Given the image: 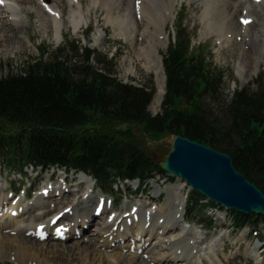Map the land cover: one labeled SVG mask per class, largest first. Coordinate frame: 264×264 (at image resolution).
<instances>
[{"label": "trees", "instance_id": "16d2710c", "mask_svg": "<svg viewBox=\"0 0 264 264\" xmlns=\"http://www.w3.org/2000/svg\"><path fill=\"white\" fill-rule=\"evenodd\" d=\"M184 30L178 27L163 55L166 91L156 114L149 110L153 83L120 80L115 58L79 40L43 51L17 70L4 72L0 64L3 167L21 175L27 168L84 172L109 195L128 181L138 180L142 189L166 172L153 154L126 139L129 134L120 126L131 124L229 154L236 169L264 193V74L256 78L255 88L244 86L225 98V73L193 53V40ZM203 198L191 190L186 209L211 227L212 220L202 215L207 207L199 203ZM230 213L235 229L255 231L264 222L254 213Z\"/></svg>", "mask_w": 264, "mask_h": 264}, {"label": "rangeland", "instance_id": "374dc122", "mask_svg": "<svg viewBox=\"0 0 264 264\" xmlns=\"http://www.w3.org/2000/svg\"><path fill=\"white\" fill-rule=\"evenodd\" d=\"M194 1L195 0L176 1L174 5L176 17L174 18L173 16L172 18L169 17L168 19L166 26L167 37H165V45L159 49L158 55H155V52L151 53L153 55V61L152 64L149 65L148 59L138 55L137 50L139 45L142 44V38L139 40V35L142 34V28L135 27V35L132 40H129L127 37L128 32L125 31V28L122 27L118 21L108 23L105 19L107 10L104 8H99L96 5L94 6L90 0H83V4H78L76 2L72 3L73 8L83 9L86 15V20L81 23V27L78 30L73 28V26L68 22L72 13V6H69V8L65 7L62 3H60L59 0V7H57L56 0H54L53 4L56 9L61 8L64 12L69 9V14L68 11L65 16L63 13H61L62 16L66 18V26L63 27L62 35H60V37H56L55 30L52 26L47 27V23H43V20L40 17L41 11L43 12L41 0H25L22 6H20L16 0H10V3L15 5L17 7L16 9L19 10L18 17L23 19L20 23V26L24 27V29L21 31V36H25V38L29 36L30 42H27L28 44L25 49L16 52L13 51L10 43H0V64L4 66V72H8L9 68L17 70L23 67V65L28 61L39 58L43 51H54L62 45H65L67 40H79L82 45H89L91 48H95L103 54H108L109 57L115 58L117 63V77L120 80L134 84L153 83L157 92L158 84L163 81V75L161 73L163 69V55L167 50L169 42L174 38L176 30L178 27H181L185 29V33L193 40V53L197 55H203L207 61L212 63L215 69L221 70L225 73V98L230 97L236 89L241 87L250 86L251 88H255L256 78L260 73L264 74V55L262 58L260 57L257 59V62L256 56L252 55L251 59L255 64L252 68L244 65L243 68L245 69H243V76L241 77L240 64L243 61L244 52L242 43H240L241 40L236 39L234 44L228 42L224 45L221 44L218 40V36L213 33H208L203 28L204 24L201 20L202 11L199 8V3L196 1L195 3ZM157 3V5L161 8L159 2ZM125 4L126 3H124L123 6L121 4L122 8L116 10L117 12L115 11V18H120L123 16L124 9L127 8V5ZM156 9L161 11L159 8ZM135 16L137 15L135 14ZM135 16L134 21L136 22L137 17L135 18ZM135 26H137V24H135ZM0 34L4 35L2 32ZM96 38H98V44L95 42ZM165 38L164 35H162L161 41H163ZM158 57L161 59L160 64ZM130 59L132 62L131 66L128 65V61ZM161 65L162 68L160 67ZM130 71L134 73H131ZM213 105L216 106L214 103ZM149 110L152 114H156L160 110V106L154 107L151 103ZM4 127L8 128V130H11L9 125H5ZM120 128L127 130V133L129 134L126 136L127 140L135 142L148 153L153 155L155 154L157 156L156 159H158V162L159 157L166 155L171 149V135L166 134L157 136L155 134L146 132L141 125L125 124L120 126ZM3 166V163L0 161V185L4 187V191L10 197L9 201L7 202L8 204L6 203V205L3 207L4 210H8V208L11 206V198L21 196H23L24 203L36 204L35 199L37 195L46 191L47 189L45 187L49 186L66 185L68 189L74 191L71 197H68L69 195H65L66 197H64L65 203L62 205L67 208H69V205H71L72 199H75L76 197L75 201H77L80 195H82L84 187L79 185V173L66 172L61 169H52L47 172H40L33 170L32 168H27V172L24 174V176H22L18 173L12 174ZM90 178L92 177L90 176ZM65 179L66 181H64ZM92 180L95 182L93 178ZM173 182L177 184L184 182L185 188L182 191L188 197L191 188L184 180L177 179L169 173L157 175L155 178L151 179L144 188L141 189L140 187L139 190H137L139 184L138 180L115 185V192L112 194V196H107V194H105L102 189H100L95 184L96 189L94 191V195L102 193L103 197L109 201V209L107 212L102 211L103 214L100 213L99 216L111 214L122 218L127 213H130L132 209L133 212H137L140 209L148 211L156 206H158L159 209L165 208L170 202H168V186H170L169 184ZM156 188H159L160 192L157 195H153ZM98 201L91 206L92 212L94 211ZM199 203H205L204 199H200ZM55 206H57V201L46 199L42 202L41 206H36L32 212L27 213L23 218H21V223L23 225H27L28 223L31 224V222L34 221L35 223H41L42 221H45V219L48 221L56 213V211H52ZM208 212L211 213L210 210L206 209L205 213L202 215L204 218L209 217L212 220L213 226L211 227L207 226V223L205 222H200L199 215H191L189 212L186 213L185 208V219L190 224H194L197 227L206 230V232L210 231L216 235L218 233L222 234V236L219 238L220 241H223L221 243V248H219V240L215 243L212 240H208L198 245V248L201 247L199 248L200 252L198 253H204L203 256L206 258L204 259L205 264H212L210 262V257L212 256L208 254V252L211 251L212 255H217L219 257L221 261L220 264H264V226H261L262 230L261 227H259L260 233L257 235H254L253 232L248 228H244L243 230L238 229L237 231L232 227L233 221L231 219L233 217L229 211L227 213L217 212L216 215L214 214L212 216H210L211 214H208ZM43 215H45V218H41ZM5 219L6 218L4 216L0 215V224H3ZM98 226L97 220L92 226V229L94 230H89L88 236L85 235L83 238H79L80 240L78 243H80L79 246L81 248L79 246H74L73 244L78 238L76 233L74 235V241L68 237L63 239L61 238L59 241L54 240L51 242L52 245L47 243L45 244L43 241H36L41 245H48L47 249L44 250L46 252H43V254H41L38 259L31 257L27 260L24 258L21 260L14 252H11L10 254H4V256H0V264H87V259L84 256L82 249L86 248L85 250H87V248L90 247L89 244L91 242L89 241L91 237L99 240V237H96L95 231ZM194 228L198 232H205L203 230L197 229L196 227ZM174 234L177 235L176 230L174 231ZM169 236L170 234H168V237ZM128 241L124 243L126 246H128L127 249L130 245V242ZM154 241L156 240H153V242ZM36 242H34V244H37V247H41V245H38ZM154 244H156V242ZM208 244H210V248L213 249L209 250L210 248L208 247ZM257 245L258 248L256 250L262 256L260 257L261 260L258 261L257 258L247 254L249 253V250H251L254 246L256 247ZM54 246H58L57 249H55ZM156 246L158 245L156 244ZM124 248V251H128L126 247ZM132 251H136L134 250L133 245ZM141 253L143 256L147 255L143 254V252H139V254ZM196 259L198 260L197 257ZM93 264L109 263L96 261Z\"/></svg>", "mask_w": 264, "mask_h": 264}, {"label": "bare ground", "instance_id": "6f19581e", "mask_svg": "<svg viewBox=\"0 0 264 264\" xmlns=\"http://www.w3.org/2000/svg\"><path fill=\"white\" fill-rule=\"evenodd\" d=\"M1 1L4 4L0 5V33L2 32L4 35L0 34V43H10L15 52L23 50L26 48L27 42H30V38L27 35L26 38L25 36H21V31L24 27L20 26L23 19L18 17L19 10L16 9L15 5L10 3V0ZM16 1L20 6L25 2V0ZM90 1L94 6L96 5L99 8L107 10L105 19L108 23L113 21L119 22L125 28V31L128 32L127 37L129 40H132L135 35V27L142 28V34L139 35V40L142 38V44L137 49L138 55L148 59L149 65H151L153 61L151 53L155 52V55H158L159 49L165 45L167 22L169 17H176L174 5L177 0ZM195 1L199 3V8L202 11L201 20L204 24L203 28L208 33L218 36V40L223 45L227 42L234 44L236 39L241 40L240 43H242L244 48L243 61L240 64V75L242 77L243 69H245L243 66L246 65L252 68L255 64L251 59L252 55L256 56V62L258 61L257 59L262 58L264 55V0ZM41 2L43 12L41 11L40 17L43 23L46 22L47 27L52 26L56 37H60L63 27L66 26V18L64 16L67 11L69 14V9L65 12L61 8L56 9L53 4L54 0H41ZM73 2L83 4V0H60V3L68 8L72 6ZM157 2H159L161 8L157 5ZM58 3L59 0H56L57 7H59ZM124 3H126L127 8H123V16L120 17L121 19L119 17L115 18V11L122 8ZM156 8H159L161 11ZM71 10L72 13L68 22L73 28L78 30L81 27V23L86 20V15L81 8H73ZM134 16L135 18L137 17L136 22L134 21ZM248 20L249 23L242 22ZM162 35L165 38L163 41H161ZM95 42L98 44V38L95 39ZM158 59L160 64V57ZM128 62V65L131 66V59ZM160 67L162 68V65ZM161 73L163 81L158 84L157 92L152 102V106L154 107H161L166 91L163 69ZM78 178L79 185L84 187L82 195H80L77 201H75L76 197L72 199L69 208L62 205L65 203L64 197L68 195V197H71L74 191L68 189L66 185H57L45 187L47 190L38 194L35 199L37 205L35 203H24L23 196H21L11 198V206L8 210H4L3 207L10 197L4 191V187L0 185V215L6 218L4 223L0 224V256L14 252L21 260L23 258L27 260L31 257L38 259L43 252H46L44 250L47 249L48 245H41L36 241H43L45 244L51 245V242L54 240L59 241L65 237L71 238L74 241L76 233L78 238L73 244L78 247L80 244L78 243L79 238H83L85 235L88 236L89 230H94L92 226L97 220L99 226L95 231L96 237H99V240L91 237L89 241L91 242L89 244L90 247L87 250H85L86 248L82 249L87 259V264H93L96 261H103V263L109 264H205L204 259L206 258L203 256L204 253H198L200 252L199 248H201H198V245L208 240H212L214 243L218 240L220 241L219 238L222 234L218 233L216 235L210 231L206 232V230L190 224L185 219L186 195L182 191L185 188L184 182L169 184L168 202H170L169 204L167 203L168 205L166 204L167 207L159 209L158 206H153L154 208L148 211L140 209L137 212H133L132 209L130 213L120 218L111 214L96 216L95 210L99 205H103L102 211L107 212L109 201L103 197L102 193L94 195L96 189L95 182L89 175L81 172ZM159 192L160 189L156 188L153 195H157ZM46 199L57 201V206L52 209V211H56L54 216L48 221L45 219L41 223H35L34 221L31 224L23 225L21 218L27 213L32 212L36 206H41L42 202ZM97 201L98 203L94 209L95 212H92L91 206ZM101 213L103 214V212ZM41 218H45V215ZM54 218L58 220L55 224H52L51 222ZM40 225H45L44 232L46 233V237L44 239L37 234ZM58 226L62 230V235L60 236H57L55 233ZM194 227L206 233L198 232ZM175 230L177 231V235L174 234ZM168 234H170L169 237ZM95 239L96 241L94 242ZM153 240L156 241L153 242ZM126 241L130 242L128 249V246L124 244ZM34 242L38 243V245L40 244L41 247H37V244L35 245ZM155 242L158 246L154 244ZM222 242L220 241L219 248L222 247ZM132 245L134 246V250H136L135 252L132 251ZM57 247L54 246L55 249ZM124 247L128 251H124ZM208 247L210 248V244H208ZM257 248L258 245L254 246L247 254L257 258L258 261L261 260L260 257L262 256L256 250ZM211 249L213 248L209 250ZM139 252L147 255L143 256ZM211 252H208L212 256L210 257V262L212 264H220L219 257L212 255Z\"/></svg>", "mask_w": 264, "mask_h": 264}, {"label": "water", "instance_id": "95a60500", "mask_svg": "<svg viewBox=\"0 0 264 264\" xmlns=\"http://www.w3.org/2000/svg\"><path fill=\"white\" fill-rule=\"evenodd\" d=\"M171 136V150L158 163L164 171L217 204L264 217V193L236 169L232 156L182 135Z\"/></svg>", "mask_w": 264, "mask_h": 264}, {"label": "snow or ice", "instance_id": "6c2138e0", "mask_svg": "<svg viewBox=\"0 0 264 264\" xmlns=\"http://www.w3.org/2000/svg\"><path fill=\"white\" fill-rule=\"evenodd\" d=\"M243 23H249V21H242Z\"/></svg>", "mask_w": 264, "mask_h": 264}]
</instances>
